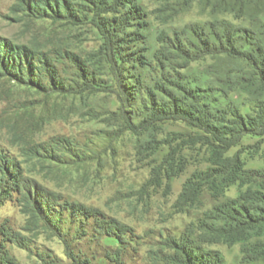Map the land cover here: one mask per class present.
<instances>
[{"label":"rangeland","instance_id":"rangeland-1","mask_svg":"<svg viewBox=\"0 0 264 264\" xmlns=\"http://www.w3.org/2000/svg\"><path fill=\"white\" fill-rule=\"evenodd\" d=\"M238 1L0 0V264H176L188 228L238 188L202 187L194 201L215 135L161 111L180 87L198 88L189 103L210 114L245 117L264 100L224 82L239 64L202 55L190 31L219 49L221 22L249 27L264 8ZM236 154L264 170V134ZM202 249L242 264L239 244Z\"/></svg>","mask_w":264,"mask_h":264},{"label":"trees","instance_id":"trees-1","mask_svg":"<svg viewBox=\"0 0 264 264\" xmlns=\"http://www.w3.org/2000/svg\"><path fill=\"white\" fill-rule=\"evenodd\" d=\"M248 1L264 4V0ZM249 20L251 21L249 27H240L233 31H230L229 24L221 22L218 28L225 33L220 39L226 44L220 43L219 49L212 45L211 35L206 34L205 28L190 26L192 35L204 48L202 55L223 54L239 64L237 70L225 73L224 82L228 84L236 82L245 86L241 88L245 94L251 93L250 86L264 88V8ZM213 25L208 23L209 30L212 36H217L219 40ZM234 43L239 45L236 46ZM179 90L181 96L168 91L166 96L171 107L168 106L167 111H161V114L172 120L177 118L203 123L207 132L215 135L216 139L215 143L209 144L213 148L211 151L213 163L193 177L195 182H198V186L196 185L197 187L192 190L193 200H196L202 187L208 188L213 197H217L231 185H236L238 192L235 198L225 200L205 212L197 226L188 228L189 236L184 241L185 244L175 246L178 259L174 262L222 264L219 253L203 252L202 244L228 246L239 244L242 264L264 262V170L246 169L239 154L225 155L231 148L239 145L244 136L264 134V100H258L253 114L245 117L232 106L227 111L217 109L215 114H210L204 109L205 107L198 108L194 107L195 103H189L192 96H196L193 95L195 89L187 90L185 87H180ZM198 90V88L195 90L197 94ZM200 109H203L204 113ZM154 111L152 109V112ZM191 182L189 181V186L192 185ZM187 186L181 198L188 193ZM206 256L213 258L214 262L205 261Z\"/></svg>","mask_w":264,"mask_h":264}]
</instances>
